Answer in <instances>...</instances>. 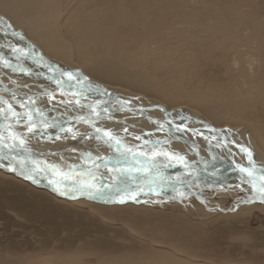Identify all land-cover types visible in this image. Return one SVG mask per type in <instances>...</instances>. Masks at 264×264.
<instances>
[{"label": "bare ground", "instance_id": "obj_1", "mask_svg": "<svg viewBox=\"0 0 264 264\" xmlns=\"http://www.w3.org/2000/svg\"><path fill=\"white\" fill-rule=\"evenodd\" d=\"M236 1L238 5L235 7L233 5ZM228 6L234 11L233 15L228 14L218 0H0V17L4 18L0 28L4 24H10L13 30L22 32L26 38L21 41L19 38L6 36L0 31V44L6 43V38H11L22 45L30 41L36 51L42 53L47 60L65 69H81L92 81L93 87L99 86L111 94V96H100L98 92L93 91L89 93L87 100L81 99L82 103L88 104L96 99H102L107 101V106L111 109L118 99L131 101V110L114 112L111 117L105 114L99 118L98 124L101 128L118 136L122 142L132 145L134 150L137 145H143V140L155 141L160 138L167 141L163 145L167 150L188 152L189 159H196L191 152L193 144H196L202 150V154L207 156L204 150L208 146L202 138L186 134L183 138L176 140L170 139L166 130L157 131V125L153 122H166L168 119L166 113L161 112L160 108H166L168 112L182 109L197 122L195 123L197 128H201L199 121H203L216 128L230 127L239 130L240 142L251 148L258 165H264V135H261L264 128L260 127V124L264 122L260 123L256 120L247 122V119L242 121L241 116L237 119L236 110L233 108V96L228 94V89L224 85H206L203 77L197 74L195 77L191 76L195 80L192 83L189 82L190 77L189 80L185 79L183 83L176 84V70H171V66L165 63L159 65L158 69L153 64L154 59L156 57L161 59L163 53L169 59L171 58L170 61L177 60L181 54L187 57L196 49L199 37L206 40L210 36H220L223 42L231 46L233 50L230 64L238 77L242 79L246 93L254 91L257 85L264 86L262 57L264 46L259 41L257 27L253 23L254 26L244 32L242 22L248 21L249 12H242L239 9L242 6L240 0H231ZM201 16L203 19L205 16L208 17V21L203 22ZM195 22L202 24L199 35L190 30ZM144 52L148 55L147 61L144 67H139L136 63L137 56ZM0 53L7 54L6 49L0 48ZM24 63L32 68L33 76L27 77L5 70L0 75V89L7 93L12 91L24 93L22 88L24 83L31 90L28 94L37 98L41 107L48 106L53 110L54 107L47 96L38 95V93L41 89L51 91L55 87L54 83H49L48 80L36 75L42 69L27 60ZM13 80L21 86L17 87L12 83ZM54 113L53 116L59 118L61 122H65L64 117L70 121L72 116L81 114L78 110L70 111L69 114ZM86 113L87 109H84L83 114ZM71 123L78 133L93 138L71 139L69 136L68 139L54 140V130L45 136L49 138L48 140L44 137V141L47 140L45 145L40 144L36 150L32 149L33 137L28 139L32 157L61 167L68 164L87 167L89 165H84L80 158L79 161L68 159L79 157V153H82L80 150H85V152H91L93 157L96 155L104 157L103 161H97L101 167L96 174L99 177L103 173L104 182H110L108 168L121 159L114 151V145L109 146L103 139L96 140L94 129L88 125L78 121ZM123 128L129 131L126 133ZM145 133L151 135H144ZM136 135H141L142 139L137 141ZM73 148L77 151L73 152ZM234 159L237 164L247 163L240 154H237ZM0 163L7 162L0 161ZM216 168L219 170L218 174L225 177L235 178L240 175L232 160L228 158L218 160ZM179 169V166L172 167L167 169L166 173L167 175H183L184 170ZM200 175L201 180L206 179L204 172ZM1 176L32 182L16 172L8 171L5 167H0ZM36 177L48 179L44 174H38ZM11 181L10 185L13 183ZM139 182L142 181L138 176L137 183ZM132 187L135 188L136 184H132ZM191 191L190 199L192 195L198 193L196 190ZM147 194L157 199L156 195ZM40 196L37 198L39 209L46 212L50 210L59 212L64 208L55 204L51 205ZM72 204H88V200L80 197V200ZM243 205L248 207L247 210L243 208ZM253 207H255L254 203L241 204L236 211H249ZM257 207L260 210L264 209V203ZM144 210L150 211L147 207H144ZM128 227L134 232L140 230L139 228L134 230L132 226ZM85 230L82 224H78L79 236L83 235ZM100 240L98 245L82 240L72 248L66 247L67 250L56 251V254L61 264H215L204 261L193 262L183 255V253L190 254V250L174 247L178 251L175 252L146 239H135L141 243V247L136 246L135 241L130 244L126 242L124 247H117L114 243H110V240V242L107 239ZM142 241L149 242L148 246ZM48 253L52 255L51 252L48 251ZM212 255L216 257L218 254L213 252ZM217 263L227 264L225 259H220ZM0 264L21 263L18 258L0 255Z\"/></svg>", "mask_w": 264, "mask_h": 264}, {"label": "rangeland", "instance_id": "obj_2", "mask_svg": "<svg viewBox=\"0 0 264 264\" xmlns=\"http://www.w3.org/2000/svg\"><path fill=\"white\" fill-rule=\"evenodd\" d=\"M230 1L218 0L222 8H226L227 13L233 15L234 11L228 6ZM240 1L242 6L239 9L242 12H249L248 21L242 22L244 32L255 24L259 32V41L264 46V0ZM237 5L236 1L233 6ZM68 6H66L67 9ZM201 18L203 19L202 16ZM202 21L207 22L208 17L205 16ZM201 25L197 22L192 24L191 32L199 35ZM7 40L8 38L5 42ZM223 41L220 36H210L206 40L199 37V44L187 57L181 54L177 60L170 61L171 58L169 59L163 53L161 59L159 57L154 59L153 64L158 69L159 65L165 63L171 66V70H176V84H181L185 79L189 80L191 76L195 77L197 74L203 77L206 85H224L228 89V94L233 96V108L236 110L237 119L241 116L242 121L247 119V122L256 120L263 123L264 86L257 85L254 91L246 93L242 79L238 77L230 64L233 50ZM262 54L264 59V48ZM138 56L137 65L144 67L148 55L144 52ZM184 66H187L188 71ZM4 71L0 68V75ZM194 77L190 78V83L195 81ZM22 88L24 93L31 91L29 87L23 86ZM24 93L20 91L17 94L23 95ZM11 94L0 89V95L5 99ZM65 98L67 97L57 94L55 100L51 102L54 109L51 110L47 106L46 111L51 116L55 114L54 112L69 114L58 103L59 100ZM260 127L264 128V124H260ZM261 135H264V130ZM31 140L34 141H32L34 150L38 149L40 144L45 145L47 142L40 137H33ZM80 151L87 153L85 150ZM68 159L80 160L78 156ZM233 178L219 174L217 177L218 181L225 185L238 184L239 177ZM10 180L14 183L11 184L12 186L9 184ZM14 180L9 176L0 177V255L18 258L21 264H61L56 251L72 248L82 240L98 245L100 239H107L117 247H124L126 242L130 244L135 241L136 246L141 247V243L135 240L137 238L146 239L151 243L157 242V245L165 246L175 252L177 250L174 247L190 250V254L183 253V255L193 262L204 261L218 264L220 259H225L227 264H264V209L260 210L257 207L261 203H254L255 207L249 211L230 210L236 207L238 197L247 196L245 191L230 188L227 193L219 189L214 193L203 187L204 180L202 179L200 188L191 189L201 194L200 198H196L197 193L194 194L196 196L192 195L191 199L188 197L183 201L169 199L168 197L175 196V193L166 188L165 194L155 196L157 201L162 202L155 203L156 200L153 197L141 193L136 201L129 199L124 203L106 199H87L88 204H72L80 198H68L67 201L66 197L56 195L45 184L23 180L14 182ZM40 194L46 202H50L49 204L64 207L62 211L46 212V210L39 209L37 198ZM144 207L150 211H145ZM243 208L247 210L248 207L243 205ZM78 224H82L86 229L80 236L78 235ZM128 226L140 230L134 232ZM142 242L144 245L149 243ZM48 251L51 252V256ZM213 252L217 253L218 257L212 255Z\"/></svg>", "mask_w": 264, "mask_h": 264}, {"label": "snow or ice", "instance_id": "obj_3", "mask_svg": "<svg viewBox=\"0 0 264 264\" xmlns=\"http://www.w3.org/2000/svg\"><path fill=\"white\" fill-rule=\"evenodd\" d=\"M3 20L4 18L0 17V23ZM0 31L11 38H19L21 41L26 39L22 32L13 30L10 24H4ZM11 38L6 43L0 44V48L6 49L7 52V54L0 53V68L13 74L31 77L33 70L24 63L26 60L30 61L37 68L42 69L36 73L38 77L55 85L51 91L41 89L38 95L47 96L49 102L54 101L57 94L70 97L61 99L58 103L66 112L78 110L81 114L72 116L70 121L64 117L65 122H61L59 118L51 116L41 107L37 98L28 93L18 95L12 91L7 99L0 96V161L7 162L0 163V167H5L8 171L16 172L36 183L39 182L35 179L36 175L44 174L48 177V183L52 185L53 190L61 195L78 194L90 198L114 200L117 203H124L129 199L136 201L141 193L162 195L165 194L166 188L175 193V196L168 197L169 199L183 201L191 195V189L201 187L200 174L204 172L206 179L203 187L207 190L215 193L219 189L227 193L231 188L247 192L245 198H237L236 207L241 204L264 203V165H258L251 148L240 142L239 130L230 127L216 128L203 121H199L201 128H197L195 127L197 122L182 109L168 112L166 108H160L168 119L166 122H153L157 125V131L166 130L169 138L176 140L186 134L202 138L208 146L204 150L207 156L202 154V150L196 144H193L191 152L196 159H189L188 152L167 150L163 146L167 141L160 138L155 141L143 140V145H137L134 150L132 145L122 142L118 136L98 124L99 118L105 114L111 117L114 112L131 110V101L118 99L111 109L107 106V101L102 99H96L93 103H82L81 99L87 100L89 93L93 91L98 92L100 96H111V94L99 86L93 87L92 81L81 69L62 68L37 52L30 41L22 45ZM12 83L16 84V81L13 80ZM16 86L21 85L16 84ZM23 86L28 87L26 84ZM84 109H87L86 114H83ZM72 121L93 128L96 140L103 139L109 146L114 145V151L121 159L108 168L110 182H104L103 173L99 177L96 174L101 167L97 161H103L104 157L100 155L93 157L91 152L79 153L82 163L89 165L87 167L77 164L61 167L32 157L28 139L32 137L43 139L54 130L56 140L68 139L69 136L71 139L93 138L78 133L72 126ZM123 131L127 133L129 130L123 128ZM135 139L139 141L142 136L136 135ZM72 151L77 150L73 148ZM237 154L242 155L247 163L237 164L234 159ZM225 158L231 159L238 169L240 183L225 185L218 181L219 170L216 168V163ZM177 166L184 170L183 175H167V169ZM138 176L142 182L137 183ZM132 184H136V187L133 188ZM200 195L198 193L197 198H200ZM236 207L230 210L236 211Z\"/></svg>", "mask_w": 264, "mask_h": 264}, {"label": "water", "instance_id": "obj_4", "mask_svg": "<svg viewBox=\"0 0 264 264\" xmlns=\"http://www.w3.org/2000/svg\"><path fill=\"white\" fill-rule=\"evenodd\" d=\"M179 170H183L182 168H180ZM172 171H174L175 172V170H172ZM169 172H171V170L169 171ZM23 177V176H22ZM23 178H25V177H23ZM26 179V178H25ZM35 179L36 180H38L39 182L38 183H36V182H33V180H31L33 183H36V184H39V183H43V184H45L46 185V187L50 190V191H52V192H54L56 195H58V196H60V197H66V198H69V199H73V198H85V199H91V200H99V199H103V198H90V197H88V196H80V195H75V196H73V195H71V194H69V195H61L59 192H57V191H54L53 190V187H52V185H50L49 183H48V179H46V178H44V177H35ZM30 180V179H29Z\"/></svg>", "mask_w": 264, "mask_h": 264}]
</instances>
